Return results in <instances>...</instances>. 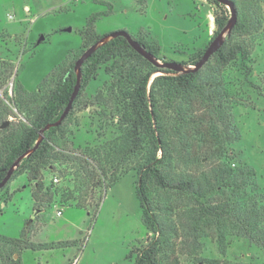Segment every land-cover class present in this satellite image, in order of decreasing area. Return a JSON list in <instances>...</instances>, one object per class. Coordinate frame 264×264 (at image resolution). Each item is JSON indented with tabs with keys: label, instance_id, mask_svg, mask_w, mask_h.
<instances>
[{
	"label": "trees",
	"instance_id": "obj_1",
	"mask_svg": "<svg viewBox=\"0 0 264 264\" xmlns=\"http://www.w3.org/2000/svg\"><path fill=\"white\" fill-rule=\"evenodd\" d=\"M91 1L106 6V9L91 12L86 17L82 38L90 45L102 37L96 33V22L112 11V4L106 0ZM207 1L217 6L213 38L226 25L230 13L225 9L226 5L216 0ZM231 1L236 10L235 24L220 48L197 70L175 73L158 68L137 53L123 36L104 41L83 62L80 89L69 112L56 126L44 129L46 124L59 118L70 98L76 83L74 59L78 58V53L73 54V61H67L68 52L51 69V81H42L43 87L37 91H29L19 80L15 81L12 94L5 90L4 98H0V181L13 162L21 157L9 180L24 174L29 181H35L31 197L38 208L52 204L56 193H59L60 202L72 201L77 207L84 208L87 195L94 188L105 190L124 172L134 170L139 220L151 235L144 246L132 249L135 254L132 264H168L163 260L167 257L170 239L174 237L182 239L184 251H189V247L196 251L197 238L200 232L206 233L210 222L217 224L216 239L220 242L224 239V233L219 230L220 222L225 221L226 226L230 225L252 243L264 247V195L259 191L246 195L248 184L254 185L251 168L233 169L217 163L197 174L184 177L178 174L176 177L172 168L167 166L175 157L187 165L188 161H199L207 154L215 155L213 151L203 153L196 150L190 151L191 154V138L201 143L207 135L220 146L239 138L221 71L238 54L247 55V47L232 42V38L256 31L261 15L258 11L260 0ZM136 40L154 57L157 56L158 45L147 44L139 36ZM202 53L200 50L189 61L181 63L193 66ZM5 65L0 61V66ZM9 66L7 63L5 68ZM101 66L111 81L87 99L85 88ZM157 70L164 73L152 77ZM3 73L4 70L1 72L0 69V75ZM10 74L0 76V86ZM83 104L110 106L113 110L111 117L116 119L119 132L102 147L75 146L67 137L70 116ZM11 108L18 115L11 114ZM9 116L13 118L9 119ZM5 121L8 123L1 127ZM38 140L37 147L29 152ZM56 164L59 167H55ZM45 168L56 171L60 178L69 176L72 187L61 190L52 181L43 183L42 170ZM156 189L185 193L194 199L196 205L187 212H179L173 221H167L164 213L171 207L163 208L157 203L154 198ZM221 189L232 191L231 195L211 202L209 195ZM238 192L244 195L240 199H237ZM179 230L181 235L177 234ZM74 241L35 244L0 235V264H23L21 252L27 248L50 249L70 246ZM205 262L218 263L216 260L198 261L200 264Z\"/></svg>",
	"mask_w": 264,
	"mask_h": 264
},
{
	"label": "rangeland",
	"instance_id": "obj_2",
	"mask_svg": "<svg viewBox=\"0 0 264 264\" xmlns=\"http://www.w3.org/2000/svg\"><path fill=\"white\" fill-rule=\"evenodd\" d=\"M106 1L112 4V11L96 22V33L104 36L124 29L135 39L139 36L147 44L158 45L156 58L161 62L189 61L197 52L204 51L212 39L217 6L207 0ZM259 7V28L232 38V42L247 47V55L238 54L221 71L239 138L221 146L207 135L201 143L191 138L189 152L213 151L215 155L207 154L199 161H188L187 165L175 157L167 164L175 176L194 175L217 163L233 169L246 166L254 172L251 179L254 185L248 184L246 195L254 191L264 195V0H260ZM102 9L106 6L91 0H0V61L10 63L8 68L0 66L1 72L4 70L0 76L11 73L0 86V98H4L5 90L12 94L17 80L27 90L37 91L42 81H51V69L68 52L67 61H73L74 53L80 56L90 46L82 38L86 17ZM225 9L229 14L228 6ZM162 73V70L156 71L152 77ZM110 81L101 66L85 88L87 99ZM112 112L110 106H78L67 123V137L79 147L104 146L119 132ZM11 114L18 115L12 108ZM42 174L45 184L56 176L57 189L72 187L69 176L60 178L50 168L43 169ZM135 175L134 170H129L107 189L94 188L87 195L84 208L72 201L60 202L56 193L52 204L42 209L31 197L35 181H29L24 174L15 175L0 192V235L35 244L75 240L71 247L24 249L21 252L23 264H132L135 256L132 249L144 246L151 235L139 220ZM231 192L226 189L212 192L209 200L219 201ZM243 196L237 193V199ZM154 198L161 207H171L165 213L160 211L167 221H173L179 212H187L196 205L193 198L173 189H156ZM59 209L60 215L56 213ZM215 225L217 227L210 222L206 233L200 232L196 251L191 247L184 251L182 239L171 238L163 261L200 264L199 259H205L216 260L217 264H264V247L252 243L230 225L226 226L225 221L220 222L219 230L224 233L220 242L216 239ZM177 234L181 235V231Z\"/></svg>",
	"mask_w": 264,
	"mask_h": 264
},
{
	"label": "water",
	"instance_id": "obj_3",
	"mask_svg": "<svg viewBox=\"0 0 264 264\" xmlns=\"http://www.w3.org/2000/svg\"><path fill=\"white\" fill-rule=\"evenodd\" d=\"M216 1L228 6L229 11H230V17H229L226 25L211 39V41L208 43V45L204 49L201 57L198 59V61L193 66H184L183 64L176 62V61H163V62L159 61L156 57H154L152 55V53L147 51L144 48V46L138 40L133 38L131 36V34L128 33V31H126L124 29H117V30L111 31L110 33H107L104 36H102L98 41H96L95 43L90 45L88 48H86L80 54V56L74 61V70L76 72V83L73 87V91L70 95V98H69L66 106L64 107L62 113L60 114L59 118L53 123L46 124L44 129H47L50 126H56V125L60 124L61 121L65 118V116L67 115V113L69 112V110L72 106V102H73L75 96L77 95V93L80 89L81 66H82L83 62L91 55L92 52L95 51V49L100 44H102L104 41H106L110 38H113L116 36H123L127 40L128 44L137 53L142 55L145 59H147L149 62H151L154 66H156L158 68H166V69L174 71L175 73L199 69L209 59V57L215 51H217L220 48V46L223 44L224 39H225L224 35L225 34L227 35L230 32V30L232 29V27L234 26L235 21H236V10L234 8L233 2L231 0H216ZM157 71H161V70H157ZM7 123H8V121H5L1 125V127H4ZM41 138H42V136H40L39 140H41ZM39 140L35 143L34 147L29 152L33 151L37 147ZM25 154H23L22 156H25ZM20 159H21V157H18L13 162L12 166L7 171L6 175L0 181V188L3 187L7 183V181L9 180V178L13 172L14 167L17 166Z\"/></svg>",
	"mask_w": 264,
	"mask_h": 264
},
{
	"label": "built area",
	"instance_id": "obj_4",
	"mask_svg": "<svg viewBox=\"0 0 264 264\" xmlns=\"http://www.w3.org/2000/svg\"><path fill=\"white\" fill-rule=\"evenodd\" d=\"M13 109H14V108H13ZM14 110H15V109H14ZM52 182H53L54 184H56V183L58 182V178H57L56 176H54V177L52 178ZM56 213H57V214H61L60 209L57 210Z\"/></svg>",
	"mask_w": 264,
	"mask_h": 264
},
{
	"label": "crops",
	"instance_id": "obj_5",
	"mask_svg": "<svg viewBox=\"0 0 264 264\" xmlns=\"http://www.w3.org/2000/svg\"><path fill=\"white\" fill-rule=\"evenodd\" d=\"M60 215V214H59ZM71 247V246H70Z\"/></svg>",
	"mask_w": 264,
	"mask_h": 264
}]
</instances>
